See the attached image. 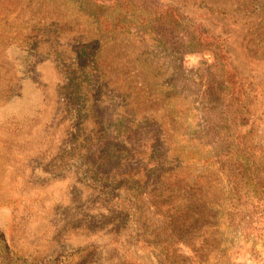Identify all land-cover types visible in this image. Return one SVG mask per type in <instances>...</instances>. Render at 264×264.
Masks as SVG:
<instances>
[{
	"label": "rangeland",
	"instance_id": "1",
	"mask_svg": "<svg viewBox=\"0 0 264 264\" xmlns=\"http://www.w3.org/2000/svg\"><path fill=\"white\" fill-rule=\"evenodd\" d=\"M158 1L177 6L225 42L249 95V115L238 119L241 126L233 121L235 108L213 50L196 47L186 32L165 48L149 29L104 44L100 83H108L103 94L92 93L85 121L71 102L66 71L70 63L82 66L78 51L64 42L55 48L59 53L44 45H0V97L6 96L0 99V264H165L168 251L176 259L189 257L180 246L196 237L208 264H264V0H133L148 8ZM65 8L63 1L0 0V35L25 36L32 25L41 35L53 21L94 38L84 26V6ZM148 39L154 43L147 46ZM134 41L148 63L130 59ZM173 73L177 93L189 101L185 114H175L187 120L169 107ZM158 126L166 141L161 156L150 147ZM119 130L132 132L130 142H121L119 164L107 163L109 150L120 149L110 138L118 140ZM239 131L247 135L243 148ZM249 154L254 165L244 161ZM157 163L173 169L167 179H188L212 203L197 216L213 222L209 232L182 235L161 215L143 212L155 178L148 170ZM252 172L263 178L262 188L247 194L263 201H252L250 225L237 221L245 231L227 228L219 206L231 197L229 181L246 182L238 174Z\"/></svg>",
	"mask_w": 264,
	"mask_h": 264
},
{
	"label": "trees",
	"instance_id": "2",
	"mask_svg": "<svg viewBox=\"0 0 264 264\" xmlns=\"http://www.w3.org/2000/svg\"><path fill=\"white\" fill-rule=\"evenodd\" d=\"M56 2H62L65 5V10L68 8L82 7L85 8L84 18H87L84 26L85 28H91L93 37H86L83 35L79 36L73 32L72 28L64 24L63 26L58 25L57 22L51 21V23H45V26L41 28V35L33 34L35 33L36 27L32 25L27 27V29L33 27L31 32H27L25 36H17L19 34H2L0 35V45L12 44V43H22L27 46H38L44 45L48 48L55 49L61 48V42H64L66 48H72L74 51H78L77 54L82 60V66L75 67L74 63L66 68L67 78L70 81L72 90L70 92L71 102L76 107V110L81 114V116L87 118L88 109L90 107V102L93 97H95L94 92L103 94L105 86L108 82L100 83L104 81L102 79L100 72V53L102 46L109 41H113L122 36L127 35L128 33L134 30H146L149 29L153 33L157 32L161 40L158 41L163 45L167 46L170 43L171 39L176 38L181 33H185L188 36L191 43L200 49H211L213 50L215 59L217 63L220 64V75L221 80L229 91V106L235 108V117L233 121L238 122V119L242 117H247L250 113V108L248 105L249 95L245 89V86L238 78L235 70L230 64V59L228 56L227 48L225 42L208 33L204 27L188 16L184 15L181 10L174 5H164L161 2H155L152 8L146 6H139L133 0H83V4H79L76 0H53ZM75 3V4H74ZM89 21V22H88ZM7 24L6 22H3ZM65 28V29H64ZM30 30V29H29ZM1 31H6V28H2ZM12 33V32H11ZM78 35V36H77ZM177 39V38H176ZM143 41V40H142ZM147 41V42H146ZM145 44L148 46L154 43V39H148ZM55 42V44H52ZM171 46H174V43L171 42ZM65 47V46H64ZM173 48V47H172ZM177 48H173V51H177ZM56 53H59L58 50H54ZM179 57V53L177 55ZM181 58V57H180ZM178 58L179 60H181ZM134 63H148L146 60V54L140 52L139 42L134 41L131 44V58ZM177 60V58H176ZM182 64L179 63L176 66V69H180ZM161 72L157 70L154 71V75L161 78ZM177 73V72H176ZM176 73L171 74V78L176 76ZM215 78L214 72L210 73ZM203 79L205 78L204 74L201 73ZM174 82L172 86L168 87V100L169 107L172 109V114L177 118L176 114H185L186 106H188V100L183 99L182 95L177 93V80L178 78H173ZM72 95H75L72 97ZM6 96H1L0 99H5ZM101 98L98 99L100 104ZM188 101V102H187ZM176 113V114H175ZM177 119L182 121L183 119L187 120V117L180 115ZM123 123L126 125L128 119L124 116L122 118ZM238 124L241 126L240 121ZM118 140L113 135H110L112 140H115L120 143H116L120 149L109 150L111 153L108 154L105 158L106 162H117L123 158L122 148L123 139L129 143L130 136L132 132L125 130H119ZM164 129L161 126H158V131L156 135H152V144L150 147H153V151L159 150V156L165 146L166 141L164 140ZM127 135V136H126ZM246 132L239 131L237 132V141L238 145L243 148L245 147V138ZM130 151V149L128 150ZM132 152H129L131 154ZM146 159V157H145ZM232 161H236L234 158ZM249 164L254 165V157L248 155L247 159L244 160ZM236 166H240L237 161L235 162ZM209 165H207L208 167ZM171 168H168L164 163H157L154 166H151L148 170L149 176L154 175L155 178L152 182V188L148 190L149 202L147 209L143 212L145 213L148 210L155 212V214L161 215L162 220H169L170 225L175 226L177 231H180L182 235L186 236H197L200 234L207 233L211 229V224L213 222L203 223L200 221L199 210L204 208L205 205H212V203L207 204L202 197V192L199 189V186L196 184H190L186 180H169L167 175L169 174ZM247 171V170H245ZM229 173V172H227ZM242 178L248 180L246 182L240 181L238 183H231L229 181V189L231 190V197L226 200H221L219 207H221V212L226 213L227 221H225L227 228L235 227L236 229H242V232L245 231L246 227H240L237 225L238 222H245L249 225L251 220H248L251 216L250 207L253 206L254 202L259 200V203L263 201L259 196H251L247 194V191H252L253 189L262 188L263 178H260L258 175H255L253 172L249 175H242ZM229 176V174H228ZM243 182V183H242ZM239 188L240 192L237 191ZM249 191V192H250ZM174 192L185 193L189 195H174ZM248 192V193H249ZM258 197V198H257ZM220 201V200H218ZM228 206V207H227ZM139 214L142 212L138 211ZM222 228V227H220ZM181 239V238H180ZM183 241V240H180ZM200 241H197V237L183 241L180 247H184L190 251L189 257L184 256L183 259H176L177 257L172 255L170 251L163 253L165 258V264H208L211 262L210 259H207L203 256L204 244L200 245ZM155 245V244H148ZM200 246V248H199ZM155 247V246H154ZM198 248L199 250H197ZM200 250L202 252H200Z\"/></svg>",
	"mask_w": 264,
	"mask_h": 264
}]
</instances>
